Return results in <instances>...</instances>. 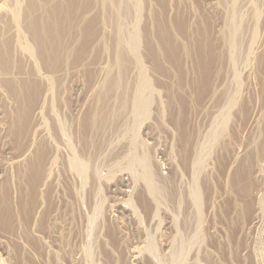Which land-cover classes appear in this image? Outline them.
<instances>
[{
  "label": "rangeland",
  "instance_id": "1",
  "mask_svg": "<svg viewBox=\"0 0 264 264\" xmlns=\"http://www.w3.org/2000/svg\"><path fill=\"white\" fill-rule=\"evenodd\" d=\"M263 131L264 0H0V264H264Z\"/></svg>",
  "mask_w": 264,
  "mask_h": 264
},
{
  "label": "bare ground",
  "instance_id": "2",
  "mask_svg": "<svg viewBox=\"0 0 264 264\" xmlns=\"http://www.w3.org/2000/svg\"><path fill=\"white\" fill-rule=\"evenodd\" d=\"M71 6H72V4H70ZM74 6H76V5H74ZM75 12V11H74ZM205 32V31H204ZM161 38V37H160ZM163 40H164V42L165 43H167V44H169L168 42H167V40H166V37L164 36L163 38H162ZM168 39H170V38H168ZM162 40V41H163ZM165 43L163 44V45H165ZM169 47H171V45L169 46ZM171 48H174V47H171ZM168 50V48L166 49V51ZM168 52V53H167ZM166 52V54H168L167 55V58L170 56V58H175V54H174V50L171 52V50L170 51H167ZM43 53V52H42ZM151 54V56H152V58H151V56H150V58L152 59V60H154L153 58H154V56L152 55L153 53L152 52H150ZM39 55V54H38ZM41 56V59H42V57L44 56V53L43 54H41L40 55ZM46 56V55H45ZM44 56V57H45ZM43 57V58H44ZM205 59V58H204ZM44 60V59H43ZM170 61H172V60H170ZM154 62H155V60H154ZM52 63V62H51ZM50 63V64H51ZM204 63V62H203ZM52 65V64H51ZM154 65H155V67L156 68H159L158 67V65H157V63L155 62L154 63ZM155 68V69H156ZM203 68H204V66H203ZM205 89V88H204ZM31 94V93H30ZM31 97H32V95H31ZM32 99L30 98V100H29V102H28V107H30L31 106V104H32ZM31 102V104H29ZM27 104V103H26ZM264 132V131H263ZM246 170L245 169H242V175H245V172ZM34 172V171H33ZM34 175H36L35 173H34ZM239 176H241V175H239ZM30 179H32V181L29 183V185L31 186V188L33 189L34 188V186H35V181H33V178L30 176ZM8 191H10L9 189H8V187H7V185L5 184L4 185V187H3V192H2V195H1V198L4 200L3 202L5 203V205H6V202H9V195H10V193L8 192ZM242 197H243V195L242 194H240ZM245 196V195H244ZM31 197L29 196V199H30ZM243 198H245V197H243ZM28 199V200H29ZM244 200V199H243ZM4 205V206H5ZM29 205V204H28ZM4 209V207L2 208V210ZM250 212V208H247V214ZM9 219H11V216L7 213V208H5L4 209V211H2V212H0V221H3V220H6V221H10ZM0 223H2V222H0ZM52 240V239H51ZM53 241V240H52ZM104 258H105V264H111V260H110V257L108 256V254L106 253V252H104Z\"/></svg>",
  "mask_w": 264,
  "mask_h": 264
},
{
  "label": "water",
  "instance_id": "3",
  "mask_svg": "<svg viewBox=\"0 0 264 264\" xmlns=\"http://www.w3.org/2000/svg\"><path fill=\"white\" fill-rule=\"evenodd\" d=\"M70 2H67V7ZM53 28L51 26L44 25L43 27V33L49 40V58L52 60V62L57 63L59 58V32L58 30L53 32Z\"/></svg>",
  "mask_w": 264,
  "mask_h": 264
}]
</instances>
